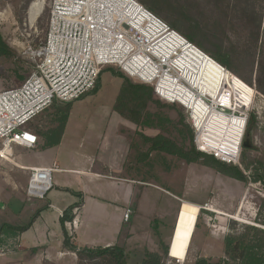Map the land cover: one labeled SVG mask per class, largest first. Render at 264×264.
Instances as JSON below:
<instances>
[{"label":"rangeland","instance_id":"1","mask_svg":"<svg viewBox=\"0 0 264 264\" xmlns=\"http://www.w3.org/2000/svg\"><path fill=\"white\" fill-rule=\"evenodd\" d=\"M35 1H0V32L14 50L13 61L0 56V90L16 87L25 80L16 73L19 70V73L29 76L33 65L29 49L38 48L46 38L51 0H45L40 17L32 22L30 7ZM174 1L185 6L193 18L202 22V28L209 34H220L222 30L234 38L247 40L259 33L257 51L263 49V26L259 32L256 24L260 18L264 22V0ZM175 29L188 38L182 31ZM207 41L208 47L215 50V38ZM249 48L256 51L253 43ZM212 59L206 60L201 76L209 83L208 95L215 102H223L227 107L232 104L242 115H228L215 110L207 115V106L198 100L196 118L198 122H202L204 130L213 132L216 137H226L240 143L245 116L248 115L245 134L251 139V146L242 145L238 162L228 163L226 166L230 171L241 173L243 179L224 174L205 165L203 161L188 163L171 154L151 151L145 135L155 137L162 134L175 140L180 146H193L195 134L188 113L183 106L170 104L156 96L160 104L149 106L148 122L138 125L117 116L113 107L123 80L113 75L109 66L101 75L100 88L96 93L88 92L72 101L65 128L62 145L65 152L89 149L100 156L106 151L105 139H102L104 133L108 137L113 127L121 126L126 131L130 125L136 127L132 136L128 135L129 138L132 137V149L128 148L130 152H127L129 157H126L125 172L134 179L151 182L153 186L148 187L149 193L154 194L161 205L168 206L166 221L163 223L153 220L150 224L149 217L153 215V208L149 204L146 212L138 217L135 225L137 235L132 239L136 242L144 240L150 246L151 252L161 254L169 264L178 262L168 254L165 255L163 247L170 246L176 216L183 201L199 204L200 207L191 205V212L187 215L195 224L200 209L202 210L201 225L192 242L190 241L187 258L182 264H195L199 257L217 261L225 256L224 240L228 233L243 234L248 226L264 229L258 226H264V95L257 86L258 58L254 64V57L243 58L236 54L232 56L231 65L238 70L239 76L226 72L221 64ZM260 83L264 87V77ZM234 100L238 104H233ZM245 107L248 108L247 111ZM55 112L54 105L49 107L35 118L30 127L33 131L44 127ZM39 141L40 144L43 143L41 138ZM81 143L85 146L80 147ZM20 153L25 159L24 163L29 162V157L30 161L36 163L29 149L21 146H14V157L11 159L0 156V226L4 223L26 225L33 218L35 220L22 234L3 236L0 239V264H111L103 259L96 262L81 261L77 255L64 250L60 211L68 208L71 199L78 202L79 197L74 193L59 196L55 190L43 199L28 196L29 172L27 166L16 159ZM55 175L54 172L53 179ZM54 203L55 209L50 208ZM151 225L158 228L151 229L155 233L147 231ZM67 230L74 236L76 229L73 230L67 225ZM149 233L151 238H147ZM181 249L183 248L180 245L172 251L178 255L177 252ZM129 250L128 264L140 263L143 259L141 248L130 247Z\"/></svg>","mask_w":264,"mask_h":264},{"label":"built area","instance_id":"2","mask_svg":"<svg viewBox=\"0 0 264 264\" xmlns=\"http://www.w3.org/2000/svg\"><path fill=\"white\" fill-rule=\"evenodd\" d=\"M197 47L138 0H51L46 38L38 48L29 49L31 73L18 86L0 90V156L14 157V146L36 148L39 136L28 124L55 101L72 102L91 92L100 72L114 66L135 81L151 85L161 100L185 108L194 130L196 150L225 164L238 162L248 115L237 155L232 157L213 146L202 122L196 118L195 108L182 99L186 94H194L192 101L197 98L206 105L207 115L212 110L242 114L223 102H215L207 93L198 95L183 75L179 61ZM26 169L27 195L45 198L53 188V173L58 164ZM130 214L127 210L125 221ZM78 223L75 215L67 225L75 230Z\"/></svg>","mask_w":264,"mask_h":264},{"label":"trees","instance_id":"3","mask_svg":"<svg viewBox=\"0 0 264 264\" xmlns=\"http://www.w3.org/2000/svg\"><path fill=\"white\" fill-rule=\"evenodd\" d=\"M138 1L146 8L163 18L169 25H172L173 27L182 31L190 40L195 42H193L194 44L197 46L199 45L198 47L200 50L203 51L208 58H213L214 61H217L222 67H226V72L238 75V70L233 68L231 65L232 56H235V54L243 58L254 57V64L255 59L258 58L257 86L258 90L264 95V87H262L260 83L264 77V47L263 49L261 48L257 51V43L260 40L259 33L256 35V37H251L247 40H244L243 38H234L230 36L228 32L222 30L220 31V34L212 35L206 32L202 28V22L193 18L189 13V10L185 6L179 5V2H175L174 0ZM261 20L262 19L260 18L256 24V27L259 31V29H261L263 26L261 40L264 45V22ZM212 37L215 38V50L209 48L207 45V40ZM252 43L255 45L256 51H253V49L249 48ZM0 56L9 61L14 60V50L4 40L1 32ZM108 68L113 73V75L118 76L123 80L120 92L113 107L114 111L138 125L148 122L150 118L148 113L149 106L151 104H160V100L157 99L155 95L154 88L151 85L135 81L124 71L121 69L119 70V68L116 70L114 66H109ZM105 69L106 67L100 72L96 85L91 92L96 93L99 90L101 75ZM19 71L16 73L19 74L21 79H26L27 76L19 73ZM233 104H238V101L234 100ZM53 105L56 107V112L53 118L50 119L48 121L49 123L45 124L44 127H38L37 130L34 131L39 136V138L43 140V147L55 146L61 142L62 136L65 132L72 102L62 103L55 101L52 106ZM230 108L236 109L232 104H230ZM247 110L248 108H246V111ZM33 121L28 124L31 130L33 129L30 127V125ZM251 121L252 118L249 121V126L251 125ZM144 138L145 141L150 144L151 151L171 154L185 160L188 163L203 161L205 165L215 168L224 174L237 179H243V176L240 175L241 173L239 174L237 171H230L226 168L227 164L222 163L212 155H208L196 150L193 146L189 148L180 146L175 140L162 134L155 137H149L145 135ZM72 192L79 197V201L68 206V208L62 212V216L60 217L64 235V250L75 253L81 261L96 262L103 259L111 264H128V255L123 246L115 244L106 247H90L78 246L72 242L73 235L68 232L67 223L75 218V209L81 206L83 200V194L81 192ZM201 210L202 209H200V213ZM200 213L194 228L192 240L201 225ZM34 220L35 218H33L32 221L26 225H13L10 223L2 224L0 226V239L3 236L9 237L12 235L22 234L25 230L32 226ZM163 248L164 254L167 255L169 246L165 245ZM224 253L225 256L217 261L207 257H199L196 259L195 264H264V229L248 226L246 232L243 234H238L236 232L228 233L224 240ZM138 264L169 263L161 254L148 251L143 261Z\"/></svg>","mask_w":264,"mask_h":264},{"label":"crops","instance_id":"4","mask_svg":"<svg viewBox=\"0 0 264 264\" xmlns=\"http://www.w3.org/2000/svg\"><path fill=\"white\" fill-rule=\"evenodd\" d=\"M115 114L124 118L118 112H115ZM133 126L130 125L128 131L121 126L113 127L110 135L108 133V137L104 133L102 139H105L104 150L106 151H103V154L100 156L97 153L90 152L89 149L65 152L62 149L65 138L64 132L58 145L43 147V143H38L36 148L29 149L36 163L30 161V157L27 159L29 162L24 163L25 159L21 153L17 155L16 159L25 167L50 166L54 162L58 164V169L54 171L56 175L55 179H53V188L47 192L46 196L52 190H55L59 196H64L65 193H73L72 191L83 194L82 204L75 212L79 223L74 236H72L74 244L90 247H106L117 244L125 248L127 255H129L130 247H138L143 251L144 259L146 253L148 251L151 252L150 246L145 244L144 240L136 242L132 239L134 235H137L135 225L138 217L146 212L150 204L151 208H153L152 214L154 215L151 218L149 217L150 224L153 223V220L157 222L163 221L164 223L166 221L168 205H161L155 195L149 193L148 187L153 186L151 182L134 179L125 172L126 157H129V149H132V137L129 138L128 135L131 134L132 136L134 128H136ZM79 146L84 147L85 144L82 145L81 143ZM76 202V200L71 199L68 202V206ZM54 205L55 203L49 207L55 209ZM191 205L199 206V204L193 202L183 201L178 211L179 213L181 210V217L176 230L173 250L180 245L183 249L177 252L178 255L175 251H172V253H175V256L171 257L178 264H182L187 258V255L183 258V253H185L187 245L186 253H188L189 244L192 241L196 225L194 220L190 221L187 218V215L191 212ZM63 207H65L64 204ZM127 210H130L131 214L129 220L125 221L124 216ZM63 211H60L59 218L62 216ZM176 217L178 218V214ZM151 229L158 230V228H153L151 225L147 231L151 233ZM150 233L147 234V238H151ZM152 233L155 232L153 231ZM181 253L183 255H180ZM72 254L76 255L73 252Z\"/></svg>","mask_w":264,"mask_h":264},{"label":"bare ground","instance_id":"5","mask_svg":"<svg viewBox=\"0 0 264 264\" xmlns=\"http://www.w3.org/2000/svg\"><path fill=\"white\" fill-rule=\"evenodd\" d=\"M44 4H45V0H36L34 3H32L30 7V17H31L32 22L36 21V19L40 17L44 9ZM206 60H208L206 54L197 47V49H193L192 51H190V54L185 55V57L181 58V60L179 61L180 68L182 69L183 75L189 80L190 84H192V86L196 89V91L199 92L198 95H200L203 92L208 94L209 83L206 80H203L201 78L205 64H206ZM193 98H194V94L192 93H189V95L186 94L182 97L185 103L192 104L195 110L198 111V100L196 98L195 101L193 102L192 101ZM197 116L199 117L198 112H197ZM205 135L211 139L213 146L218 148L221 152H224L225 154L232 156V157L237 155V152H238L237 148L239 144L238 141L228 140L226 139V137L218 138L214 135L213 132H208V130H205ZM211 210H214V209H211ZM180 217H181V214H180ZM179 221H180V218H179ZM178 225H179V222H178ZM174 243L175 241H173L170 257L173 256L172 249L174 247ZM187 248H188V245L186 247L185 253H183L184 254L183 258L186 257Z\"/></svg>","mask_w":264,"mask_h":264},{"label":"water","instance_id":"6","mask_svg":"<svg viewBox=\"0 0 264 264\" xmlns=\"http://www.w3.org/2000/svg\"><path fill=\"white\" fill-rule=\"evenodd\" d=\"M243 146L244 147H250L251 146V139L250 138L245 139L243 141ZM180 214H181V211L178 213V220L176 222V226L174 227V234H172V238H171V242H170V246H169V250H168V256L169 257H170V253H171V248H172V245H173V241L175 239V235H176V230H177V227H178V222H179Z\"/></svg>","mask_w":264,"mask_h":264},{"label":"flooded vegetation","instance_id":"7","mask_svg":"<svg viewBox=\"0 0 264 264\" xmlns=\"http://www.w3.org/2000/svg\"><path fill=\"white\" fill-rule=\"evenodd\" d=\"M247 138H249V137H248V135L245 134V136H244V140L247 139ZM244 140H243V141H244Z\"/></svg>","mask_w":264,"mask_h":264}]
</instances>
